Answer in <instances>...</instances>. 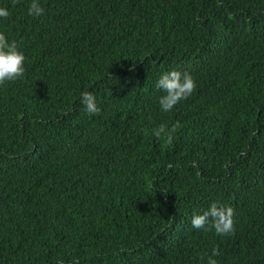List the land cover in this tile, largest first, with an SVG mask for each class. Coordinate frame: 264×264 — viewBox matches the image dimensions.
<instances>
[{
  "label": "trees",
  "instance_id": "16d2710c",
  "mask_svg": "<svg viewBox=\"0 0 264 264\" xmlns=\"http://www.w3.org/2000/svg\"><path fill=\"white\" fill-rule=\"evenodd\" d=\"M30 3L0 0L25 56L0 85V264H264V0ZM172 70L197 87L163 112ZM213 202L233 235L191 226Z\"/></svg>",
  "mask_w": 264,
  "mask_h": 264
},
{
  "label": "clouds",
  "instance_id": "9594fccd",
  "mask_svg": "<svg viewBox=\"0 0 264 264\" xmlns=\"http://www.w3.org/2000/svg\"><path fill=\"white\" fill-rule=\"evenodd\" d=\"M44 11L45 9L41 6L40 0H31L28 6L29 16L38 18L44 14ZM9 15L10 13L6 8L0 7V18L7 19ZM24 64L25 56L18 50L16 42L9 43L5 34L0 32V85H3L6 81H14L23 77L25 74ZM156 87L165 93L159 97L161 110L170 112L178 103L187 100L196 90L197 85L191 74L172 70L161 75ZM80 102L84 107V111L90 115H98L101 111L97 105L96 97L91 91H83ZM179 127L180 123L178 121L171 128L161 124L153 129V135L157 139L166 138V142L171 144L174 132ZM235 215L233 207L213 202L203 214L193 216L191 226L197 230H214L219 236H230L235 232ZM219 254V250L214 248L211 255L207 257V264H217L214 257Z\"/></svg>",
  "mask_w": 264,
  "mask_h": 264
}]
</instances>
